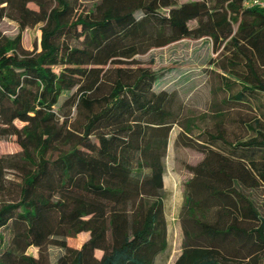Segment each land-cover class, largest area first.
<instances>
[{
    "label": "trees",
    "instance_id": "obj_1",
    "mask_svg": "<svg viewBox=\"0 0 264 264\" xmlns=\"http://www.w3.org/2000/svg\"><path fill=\"white\" fill-rule=\"evenodd\" d=\"M183 1L0 0V20L41 32L35 52L21 34L0 37V146L20 147L0 156V264H52V247L54 264H157L167 253L164 161L172 128H193L177 92L157 90L159 74L135 59L208 38L244 63L228 73L241 88L233 102L264 96V10ZM255 132L236 144L221 133L202 144L178 137L204 158L187 167L175 264H264V134Z\"/></svg>",
    "mask_w": 264,
    "mask_h": 264
},
{
    "label": "rangeland",
    "instance_id": "obj_2",
    "mask_svg": "<svg viewBox=\"0 0 264 264\" xmlns=\"http://www.w3.org/2000/svg\"><path fill=\"white\" fill-rule=\"evenodd\" d=\"M82 9L91 5V0H78ZM185 0L181 2L187 3ZM36 9L34 5L30 6ZM196 28L197 23H190ZM22 36V48L25 52L39 50L40 26L20 31L18 23L10 18L0 20V37L15 39ZM217 46L208 38L200 40L186 39L165 48L153 49L137 57L135 60L143 68L157 72L160 82L157 90H171L177 92L183 108V119L193 128V134L184 135L179 125L172 128L167 156L165 158V213L168 222L169 249L157 264H175L182 253L183 233L179 222V215L185 199V185L192 178L187 170L189 166H197L203 160V155L194 149L186 148L178 143V137L183 140L208 142L211 136L223 138L230 144L246 141L257 136V132L264 134V96L250 97L251 105L235 103L233 97L241 90L235 78L230 77L235 71L243 69V61L236 60L230 51L223 46ZM132 62L122 68H134ZM237 64V67H234ZM264 74V72H263ZM75 110L73 109V114ZM259 121L261 126H257ZM223 146L222 141H216ZM20 150L15 138H8L1 143L0 156L13 154ZM259 204L264 213V191L260 193ZM87 235L81 234L69 240V245L79 248ZM29 255L38 258L39 251L32 248ZM59 251L49 248L47 259L54 264Z\"/></svg>",
    "mask_w": 264,
    "mask_h": 264
},
{
    "label": "built area",
    "instance_id": "obj_3",
    "mask_svg": "<svg viewBox=\"0 0 264 264\" xmlns=\"http://www.w3.org/2000/svg\"><path fill=\"white\" fill-rule=\"evenodd\" d=\"M247 7H258L264 10V0H250L247 4Z\"/></svg>",
    "mask_w": 264,
    "mask_h": 264
},
{
    "label": "crops",
    "instance_id": "obj_4",
    "mask_svg": "<svg viewBox=\"0 0 264 264\" xmlns=\"http://www.w3.org/2000/svg\"><path fill=\"white\" fill-rule=\"evenodd\" d=\"M166 214V213H165ZM169 232V231H168ZM169 234V233H168Z\"/></svg>",
    "mask_w": 264,
    "mask_h": 264
}]
</instances>
